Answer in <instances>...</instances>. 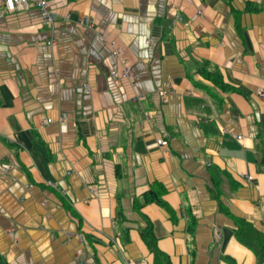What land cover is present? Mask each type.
Returning a JSON list of instances; mask_svg holds the SVG:
<instances>
[{
	"label": "crops",
	"instance_id": "crops-1",
	"mask_svg": "<svg viewBox=\"0 0 264 264\" xmlns=\"http://www.w3.org/2000/svg\"><path fill=\"white\" fill-rule=\"evenodd\" d=\"M52 10L53 30L35 7L0 18L3 260L154 264L150 225L171 264H256L235 231L264 234V0Z\"/></svg>",
	"mask_w": 264,
	"mask_h": 264
},
{
	"label": "built area",
	"instance_id": "built-area-1",
	"mask_svg": "<svg viewBox=\"0 0 264 264\" xmlns=\"http://www.w3.org/2000/svg\"><path fill=\"white\" fill-rule=\"evenodd\" d=\"M58 0H0V18L4 17L8 14H13L16 12H26L30 9V7H35V9L39 13V17L41 22L48 27L50 30H53L55 27V13L52 10V4H54ZM82 25L88 27V28H94L92 23L87 19L86 21L81 23ZM54 40L52 39L50 41V44H52ZM113 54L118 57V63L120 66V71L112 70L110 71V77L113 79H127L129 81L132 80V72L129 69V67L126 64V61L120 57V52L116 49H113ZM132 82V81H131ZM86 90H88V87H85ZM161 96L162 101L166 100V93L165 92H159L158 93ZM258 96L261 99H264V93L259 92ZM142 100H144V96L136 94L132 98V102L134 103H140ZM50 121H46V123H49ZM157 145L160 146H166L167 142L164 140H158ZM3 173H7L9 170L8 165H2L0 166ZM250 178H248L249 180ZM48 186H50L53 189L58 190L57 185L55 183H48ZM91 193H93V189L89 190ZM220 235L218 234V238Z\"/></svg>",
	"mask_w": 264,
	"mask_h": 264
},
{
	"label": "trees",
	"instance_id": "trees-1",
	"mask_svg": "<svg viewBox=\"0 0 264 264\" xmlns=\"http://www.w3.org/2000/svg\"><path fill=\"white\" fill-rule=\"evenodd\" d=\"M209 77L215 81V84L221 85L224 88L219 78L217 79L215 76ZM157 202L161 204L159 200ZM235 234L238 242L254 254L256 264H264V234L257 231L251 223L242 219L236 220ZM141 238L153 254L154 264H171L169 257L158 250L150 225L141 232ZM0 264H7L1 256Z\"/></svg>",
	"mask_w": 264,
	"mask_h": 264
}]
</instances>
